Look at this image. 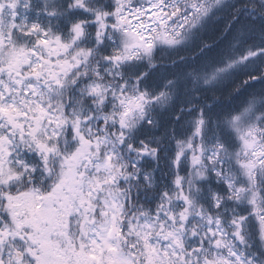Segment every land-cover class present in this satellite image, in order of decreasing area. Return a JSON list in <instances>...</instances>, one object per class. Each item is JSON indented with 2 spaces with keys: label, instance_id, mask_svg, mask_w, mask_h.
<instances>
[{
  "label": "snow or ice",
  "instance_id": "6c2138e0",
  "mask_svg": "<svg viewBox=\"0 0 264 264\" xmlns=\"http://www.w3.org/2000/svg\"><path fill=\"white\" fill-rule=\"evenodd\" d=\"M0 264H264V0H0Z\"/></svg>",
  "mask_w": 264,
  "mask_h": 264
}]
</instances>
